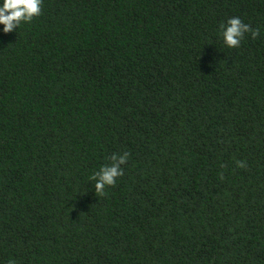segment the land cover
<instances>
[{
	"label": "trees",
	"instance_id": "obj_1",
	"mask_svg": "<svg viewBox=\"0 0 264 264\" xmlns=\"http://www.w3.org/2000/svg\"><path fill=\"white\" fill-rule=\"evenodd\" d=\"M40 8L0 32V264H264V0Z\"/></svg>",
	"mask_w": 264,
	"mask_h": 264
},
{
	"label": "clouds",
	"instance_id": "obj_2",
	"mask_svg": "<svg viewBox=\"0 0 264 264\" xmlns=\"http://www.w3.org/2000/svg\"><path fill=\"white\" fill-rule=\"evenodd\" d=\"M42 0H0V32L8 33L16 29L21 22H30L34 16L41 12ZM220 35L223 43L229 47H238L244 33L250 32L254 38L258 35V30L251 29L249 25L243 23L239 17H231L226 23L220 25ZM128 159V153L124 152L117 155L113 153L110 165H102L94 173V189L97 193H103L106 186L114 185L116 178L123 174L121 165L125 164ZM240 166L243 163L240 162ZM9 264H14L10 261Z\"/></svg>",
	"mask_w": 264,
	"mask_h": 264
}]
</instances>
